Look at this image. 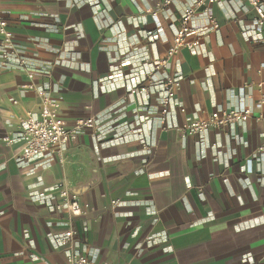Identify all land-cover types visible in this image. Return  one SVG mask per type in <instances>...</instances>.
<instances>
[{
  "label": "crops",
  "instance_id": "crops-1",
  "mask_svg": "<svg viewBox=\"0 0 264 264\" xmlns=\"http://www.w3.org/2000/svg\"><path fill=\"white\" fill-rule=\"evenodd\" d=\"M162 1L0 0L26 64L0 66V140H12L0 142V264H65L51 240L68 228L66 212L53 209L58 183L89 205L73 225L77 251L97 264H264V104L255 107L264 98V44L242 35L253 12L242 0L212 5L218 29L170 62L167 72L179 70L182 81L172 128L161 131L156 99L129 89L165 56L191 0L146 13ZM206 24L194 19L198 29ZM26 69L66 105L68 124L99 115L119 129L137 124L143 139L121 133L120 143H96L86 130L50 164H18L21 123L39 108L35 92L21 89ZM239 107L251 110L249 120L224 132L183 139L175 130Z\"/></svg>",
  "mask_w": 264,
  "mask_h": 264
},
{
  "label": "built area",
  "instance_id": "built-area-1",
  "mask_svg": "<svg viewBox=\"0 0 264 264\" xmlns=\"http://www.w3.org/2000/svg\"><path fill=\"white\" fill-rule=\"evenodd\" d=\"M177 0H163L154 8L146 10L147 14L156 18L161 12L168 9ZM253 12L251 28L248 35L244 32L243 37L251 44H264V0H242ZM220 0H191L190 4L183 10L180 16V26L172 37L170 47L163 58L156 59L151 63L150 68L143 72L141 83H134L129 89L132 96L145 95L153 96L158 103L155 122L161 131L172 128L170 122L171 108L175 104V99L181 87V75L178 70L175 74H169L171 60L182 48L194 51L200 47L203 39L212 30L218 29V24L210 14L212 5L218 4ZM202 15L206 19V27L198 29L194 25V19ZM192 37V39H189ZM158 38V33L153 35ZM18 54L13 40V32L7 21L0 15V66L13 65L17 68H26L23 58ZM121 67V66H119ZM264 69V66H262ZM35 71L26 69L28 83L21 85V89L33 90L39 100V108L36 112L25 113L21 123V132L18 139L22 145L15 161L20 165H26L33 161H41L50 164L60 156L64 148L69 143L78 140L80 135L86 130L94 131V140L99 142L106 138H112L111 144L122 142L124 136L135 134L140 140L143 133L136 128L137 124L116 128L115 126L100 124L103 116L95 115L76 119L72 124H68L62 116V111L67 107L62 101L52 96V91L46 85L37 86L33 84ZM264 104L262 98L256 108H261ZM178 112L185 113L183 107H178ZM252 112L246 107L233 108L230 110L213 111L205 119H186L180 125L175 126L183 139L188 137H202L208 130L224 132L228 127L245 123L249 120ZM120 132V134H118ZM0 142L9 144L12 142L8 137L1 138ZM147 149V145H143ZM263 150V146L259 147ZM56 156V157H55ZM59 202L53 209L57 212L65 211L67 214L68 228L58 236H52L53 244L60 248L65 259V264H97L77 251L78 242L76 236L78 230L73 223L81 218L89 210L87 203H82L76 194L71 193L63 183L55 186ZM118 202H112L117 205Z\"/></svg>",
  "mask_w": 264,
  "mask_h": 264
}]
</instances>
